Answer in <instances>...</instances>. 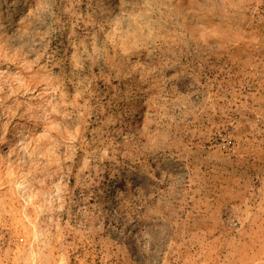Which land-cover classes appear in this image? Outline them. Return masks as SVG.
<instances>
[{"label": "rangeland", "instance_id": "374dc122", "mask_svg": "<svg viewBox=\"0 0 264 264\" xmlns=\"http://www.w3.org/2000/svg\"><path fill=\"white\" fill-rule=\"evenodd\" d=\"M0 264H264V0H0Z\"/></svg>", "mask_w": 264, "mask_h": 264}]
</instances>
